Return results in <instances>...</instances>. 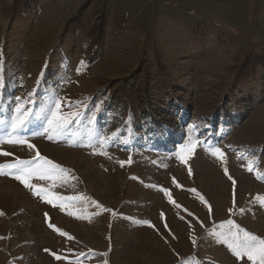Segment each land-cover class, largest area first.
Listing matches in <instances>:
<instances>
[{
	"label": "rangeland",
	"instance_id": "obj_1",
	"mask_svg": "<svg viewBox=\"0 0 264 264\" xmlns=\"http://www.w3.org/2000/svg\"><path fill=\"white\" fill-rule=\"evenodd\" d=\"M14 1L0 0V264H252L229 244L264 240V30L158 0L19 15ZM17 97L31 118L9 135ZM53 97L79 115L49 140L35 133ZM17 161L31 190L5 167Z\"/></svg>",
	"mask_w": 264,
	"mask_h": 264
},
{
	"label": "snow or ice",
	"instance_id": "obj_2",
	"mask_svg": "<svg viewBox=\"0 0 264 264\" xmlns=\"http://www.w3.org/2000/svg\"><path fill=\"white\" fill-rule=\"evenodd\" d=\"M79 74V73H78ZM17 106L15 108V115L12 117L11 123H10V129L11 131L8 133L9 135H18L24 128L27 127V124L30 121V108L21 106L19 101L21 98L17 97ZM52 104L55 107V110L49 109L50 116H46V123L47 127L43 128V133L40 131H37L35 135H42L47 134V138L49 140L53 139L54 136L60 135V133L64 130V128L74 119L76 116L79 115V112L71 113L70 116H63L58 113L62 112V104L59 98L53 97ZM67 107L70 109L72 107V104L70 102L67 103ZM10 143H19L24 144L26 143V140L24 139H17L16 141H9ZM30 149L34 148V145L31 143H28L27 145ZM193 148L198 147V145H193ZM220 153V150L217 148L215 152L212 154L215 156ZM0 155L7 156L9 153L7 152H0ZM36 158L39 160H44V164L51 165V170H56V165L52 164L51 161L46 160L45 158L40 156V153L36 152ZM5 167H8L10 169L9 174H15V178L19 180L26 188H29L31 190L32 186L28 183V180L24 178L25 176V166L23 162L17 161L15 164H8L5 165ZM15 170V173H13L11 170ZM60 171H63L60 169ZM0 174H3L2 170H0ZM227 175V171L225 173ZM39 178H44V175L41 174ZM173 183L176 184L175 178H173ZM233 185H236V181H232ZM179 186V185H177ZM161 191H164V194L166 196L169 195V193L164 190L160 189ZM38 194V193H36ZM233 200L235 202V192L233 193ZM48 203L52 204L53 201L49 200ZM171 202V201H170ZM175 207L179 208V205H174ZM99 207V205H97ZM163 216V214H162ZM47 219V214H46ZM198 219V218H197ZM202 223V222H201ZM229 225H232L231 221H228ZM149 226H152L149 224ZM235 227L234 225H232ZM49 227H53V225L49 224ZM165 227H167L165 225ZM223 227V225H221ZM54 231H59L58 229L53 227ZM60 235H65L63 232H60ZM244 240L236 243L235 246L233 244H229V248L233 251V253L237 256V258L246 256L249 261L252 262V264H264V240H258L256 236L250 235L248 232H244ZM195 243V242H194ZM47 251V250H46ZM59 259L60 257H56Z\"/></svg>",
	"mask_w": 264,
	"mask_h": 264
},
{
	"label": "crops",
	"instance_id": "obj_3",
	"mask_svg": "<svg viewBox=\"0 0 264 264\" xmlns=\"http://www.w3.org/2000/svg\"><path fill=\"white\" fill-rule=\"evenodd\" d=\"M168 4L176 14L191 16L198 21L219 24L235 23L227 27L234 32L248 30L257 36L264 30V0H158ZM223 25V24H221Z\"/></svg>",
	"mask_w": 264,
	"mask_h": 264
},
{
	"label": "trees",
	"instance_id": "obj_4",
	"mask_svg": "<svg viewBox=\"0 0 264 264\" xmlns=\"http://www.w3.org/2000/svg\"><path fill=\"white\" fill-rule=\"evenodd\" d=\"M36 9H37V0L14 1V13L17 15L23 13L24 11H31V10L35 11ZM81 12H83L82 7L78 10L77 14L74 17H72L66 24V27L64 29L65 33H67L68 31L74 28V25L81 17ZM104 31H105V16L101 18V20L98 22L95 28L91 30L88 35L91 37L95 33L96 34L95 37L97 38L95 44H98L104 40Z\"/></svg>",
	"mask_w": 264,
	"mask_h": 264
},
{
	"label": "bare ground",
	"instance_id": "obj_5",
	"mask_svg": "<svg viewBox=\"0 0 264 264\" xmlns=\"http://www.w3.org/2000/svg\"><path fill=\"white\" fill-rule=\"evenodd\" d=\"M262 220V219H261Z\"/></svg>",
	"mask_w": 264,
	"mask_h": 264
}]
</instances>
